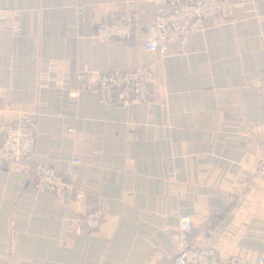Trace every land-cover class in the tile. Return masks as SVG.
<instances>
[{"label":"crops","instance_id":"0c3cea01","mask_svg":"<svg viewBox=\"0 0 264 264\" xmlns=\"http://www.w3.org/2000/svg\"><path fill=\"white\" fill-rule=\"evenodd\" d=\"M149 1L1 0L0 104L9 121L36 117V163L83 198L37 193L1 166L0 264H175L183 215L190 247H218L223 261L264 257V0L167 54L144 51ZM132 11L129 42L96 41L101 24ZM130 67L151 76L146 102L105 105L95 79ZM96 209L100 227L85 232Z\"/></svg>","mask_w":264,"mask_h":264},{"label":"built area","instance_id":"2783aa9c","mask_svg":"<svg viewBox=\"0 0 264 264\" xmlns=\"http://www.w3.org/2000/svg\"><path fill=\"white\" fill-rule=\"evenodd\" d=\"M251 1L242 0V4H237L234 0H151L149 3L156 9V14L146 27L144 51L147 54H167L172 45L187 44L190 37L204 32L209 24L231 22L236 9ZM138 18L139 12L132 11L112 22L101 24L96 31V41L102 45L114 41L129 42L137 30ZM5 19L6 14L0 10V21ZM90 75L89 67L84 66L80 79L86 80ZM151 84L152 79L146 69L130 67L100 74L94 81L93 92L105 105L127 109L146 102ZM69 96L73 101H78L81 91L74 89ZM12 113L9 104H0V167L7 166L25 173L37 193L66 196L80 201L83 195L72 181L52 168L36 163V117L18 116L15 121H9L8 116ZM262 132V128L257 129V133ZM75 164L79 162L75 161ZM262 170L264 172V167ZM102 219V211H90L82 218V229L93 233L99 229ZM193 229L192 216L183 215L179 218L175 264H264V257L255 261L239 257L223 261L218 247H190L189 238Z\"/></svg>","mask_w":264,"mask_h":264}]
</instances>
